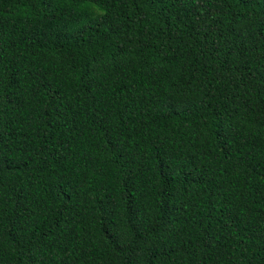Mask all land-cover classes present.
Returning a JSON list of instances; mask_svg holds the SVG:
<instances>
[{
    "label": "trees",
    "instance_id": "16d2710c",
    "mask_svg": "<svg viewBox=\"0 0 264 264\" xmlns=\"http://www.w3.org/2000/svg\"><path fill=\"white\" fill-rule=\"evenodd\" d=\"M0 264H264V0H0Z\"/></svg>",
    "mask_w": 264,
    "mask_h": 264
}]
</instances>
